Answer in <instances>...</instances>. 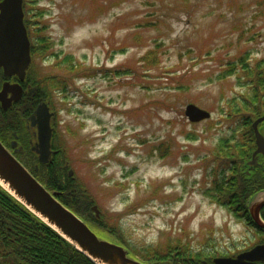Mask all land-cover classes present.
<instances>
[{
  "label": "rangeland",
  "instance_id": "rangeland-1",
  "mask_svg": "<svg viewBox=\"0 0 264 264\" xmlns=\"http://www.w3.org/2000/svg\"><path fill=\"white\" fill-rule=\"evenodd\" d=\"M27 1L50 45L36 74L66 81L49 89L52 146L100 210L94 230L140 259L178 241H251L204 192L210 152L231 134L225 110L243 93L242 71L224 69L239 57L264 64V0ZM188 103L211 117L189 121Z\"/></svg>",
  "mask_w": 264,
  "mask_h": 264
},
{
  "label": "trees",
  "instance_id": "trees-1",
  "mask_svg": "<svg viewBox=\"0 0 264 264\" xmlns=\"http://www.w3.org/2000/svg\"><path fill=\"white\" fill-rule=\"evenodd\" d=\"M29 8V1L24 0V22L31 42L32 61L22 82L23 96L20 101L6 110L0 107V140L5 145H10V141L16 136L20 150L14 153L15 156L49 190L59 191V199L70 209L92 224L91 226H99L102 225L101 216L97 219L90 210L93 201L82 193L81 187L68 174L67 167L63 166L61 153L53 155L48 163L38 164L37 156L31 150L30 141L35 137L33 130L28 126L30 115L40 102L46 101L50 105L49 89L65 90L66 81L51 76L39 78L36 74L34 59L47 56L50 45L47 38L41 35L42 28L31 21L28 15ZM234 59L235 61L227 63L224 74H236V67L241 70L242 72L236 76L243 87V93L231 99L229 107L225 110V116L233 124L230 137L220 138L212 153L210 152L211 161L217 165L211 169L212 173L223 175L227 172L229 176L214 178L213 185L207 187L204 193L208 192L212 197L221 195L219 198L216 197L217 200L223 199V195H226L231 199V203L227 204L230 210L235 214L244 213L249 219L247 200L256 190L264 188V178L262 179L260 174L256 172L254 177H249L244 173L250 166L248 162L255 148L251 122L264 112V64L261 59L254 63L242 57ZM69 68L72 70L74 66L70 65ZM5 79L15 80V77L7 78L0 71V85ZM36 164L37 171L34 170ZM260 170L262 172L264 170L263 163ZM176 245L188 246L181 241L176 242ZM129 250L135 255L131 249ZM153 254L144 260L151 261L152 257L162 259L167 251L163 255L157 252ZM0 264L95 263L0 186Z\"/></svg>",
  "mask_w": 264,
  "mask_h": 264
},
{
  "label": "water",
  "instance_id": "water-1",
  "mask_svg": "<svg viewBox=\"0 0 264 264\" xmlns=\"http://www.w3.org/2000/svg\"><path fill=\"white\" fill-rule=\"evenodd\" d=\"M23 0H0V70L5 76H16L18 81H4L0 88V105L3 109L17 102L23 89L20 81L26 76L31 62L30 40L24 24ZM185 115L192 122L210 117V112L188 103ZM52 113L46 103H40L30 116V126L36 128V142L32 150L37 154L38 162L46 163L52 154L51 126ZM264 121V113L253 122L257 153L264 158V135L258 124ZM15 147V142H12ZM37 170V166L35 167ZM71 174V171H70ZM0 186L23 204L42 222L84 253L95 264H145L129 254V251L114 241L105 239L93 231L90 226L72 210L68 209L56 197L58 191L47 190L32 173L0 141ZM249 204V211L254 222L264 229V222L259 217V210L264 205V191ZM96 215V205L92 206ZM264 251V244L237 255L236 258L221 257L214 259L216 264H257L253 261Z\"/></svg>",
  "mask_w": 264,
  "mask_h": 264
},
{
  "label": "flooded vegetation",
  "instance_id": "flooded-vegetation-1",
  "mask_svg": "<svg viewBox=\"0 0 264 264\" xmlns=\"http://www.w3.org/2000/svg\"><path fill=\"white\" fill-rule=\"evenodd\" d=\"M29 127H31V129L33 130V133L36 134V128L32 126H29ZM15 138L18 141L16 136ZM11 141H10V144H11ZM35 142H36V139H34V141L33 140L30 141L31 146H33ZM51 147H52V150L55 151L53 146ZM16 149L18 152L20 150V146L17 145ZM11 150L13 149L11 148ZM262 163L264 164V158L262 156H258L257 160L255 161L253 165L254 167L253 166L248 167L247 168L248 170H244V173L249 177H254V174L258 173L263 179L264 170L263 172L260 170V165ZM223 176L227 177L228 173L225 172L223 175L219 174L220 178H222ZM258 190H256L255 192H257ZM223 200L225 204L231 203V199H228L226 195H223ZM247 203L249 204L248 200H247ZM263 213H264V206L260 210V216L264 220ZM241 221L246 222L247 226H249V228L252 230L253 238L249 242L246 241L245 244L239 245V244H234L233 242H230V245H222L219 247L215 244L216 242L213 241L214 243L213 245L210 242L209 245L196 246V247L191 246V245H188V246L172 245L168 247L167 254L164 255L162 259H155V257H153L150 259L151 261L147 264H158V263L159 264H216L214 262L215 258H221V257L235 258L237 255L248 251L255 245L264 244V229L257 227L254 221L252 220V218L250 217V215L248 219L243 213ZM253 262L257 264H264V251L259 253Z\"/></svg>",
  "mask_w": 264,
  "mask_h": 264
},
{
  "label": "bare ground",
  "instance_id": "bare-ground-1",
  "mask_svg": "<svg viewBox=\"0 0 264 264\" xmlns=\"http://www.w3.org/2000/svg\"><path fill=\"white\" fill-rule=\"evenodd\" d=\"M100 264H102V263H100Z\"/></svg>",
  "mask_w": 264,
  "mask_h": 264
}]
</instances>
